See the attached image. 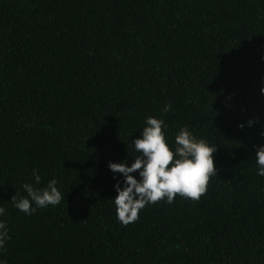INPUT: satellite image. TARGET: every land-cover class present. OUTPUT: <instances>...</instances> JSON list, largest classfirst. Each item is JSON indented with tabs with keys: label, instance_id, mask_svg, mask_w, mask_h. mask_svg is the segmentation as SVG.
Returning a JSON list of instances; mask_svg holds the SVG:
<instances>
[{
	"label": "trees",
	"instance_id": "1",
	"mask_svg": "<svg viewBox=\"0 0 264 264\" xmlns=\"http://www.w3.org/2000/svg\"><path fill=\"white\" fill-rule=\"evenodd\" d=\"M262 88L264 0H0V260L264 264ZM149 116L215 145L217 175L124 226L109 163L135 162ZM52 179L60 205L11 203Z\"/></svg>",
	"mask_w": 264,
	"mask_h": 264
},
{
	"label": "clouds",
	"instance_id": "2",
	"mask_svg": "<svg viewBox=\"0 0 264 264\" xmlns=\"http://www.w3.org/2000/svg\"><path fill=\"white\" fill-rule=\"evenodd\" d=\"M264 93V88L261 89ZM172 110L168 104L164 113ZM142 138L133 141L137 153L135 162L128 166V161L110 162L109 169L116 174H122L123 187L118 177L115 190L118 195L114 198L116 218L124 226L136 222L140 212L150 204L165 200L172 204L177 195L198 201L206 194L210 178L217 175L214 162L216 146L204 139H198L187 126L180 129L175 137L174 146L167 139V124L164 119L149 116L145 120ZM253 121H248L251 127ZM245 127L244 124L240 125ZM258 165L257 175L264 177V145L257 148L255 157ZM139 170V179L133 175ZM35 183H41L38 169H33ZM57 180L52 179L44 188L34 187L30 183L23 184L27 196L11 203L26 215L34 214L37 209L60 205L64 199L57 186ZM6 209L0 207V217L5 216ZM10 239L9 229L4 220H0V252L6 250V242ZM0 264H7L0 260Z\"/></svg>",
	"mask_w": 264,
	"mask_h": 264
}]
</instances>
